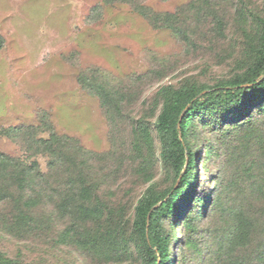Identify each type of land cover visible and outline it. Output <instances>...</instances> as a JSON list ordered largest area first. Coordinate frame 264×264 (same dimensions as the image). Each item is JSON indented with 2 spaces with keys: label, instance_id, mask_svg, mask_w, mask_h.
Masks as SVG:
<instances>
[{
  "label": "rangeland",
  "instance_id": "1",
  "mask_svg": "<svg viewBox=\"0 0 264 264\" xmlns=\"http://www.w3.org/2000/svg\"><path fill=\"white\" fill-rule=\"evenodd\" d=\"M263 19L264 0H0V152L20 165L35 162L49 177L34 213L39 228L10 237L0 227V256L12 264H146L134 208L148 187L166 191L178 182L155 132L161 91L191 87L203 101L243 75L261 46ZM227 119L218 109L191 118L185 159L198 158L200 203L187 218L193 230L164 222L171 264H238L261 244L257 233L232 250L228 211L255 210L260 219L264 212V144L243 141L264 131V111L254 113L247 134ZM52 135L60 138L53 159L40 144ZM80 155L103 214L111 208L115 216L110 249L81 239L105 229L73 209L78 187L67 167ZM3 192L9 211L20 195Z\"/></svg>",
  "mask_w": 264,
  "mask_h": 264
},
{
  "label": "trees",
  "instance_id": "2",
  "mask_svg": "<svg viewBox=\"0 0 264 264\" xmlns=\"http://www.w3.org/2000/svg\"><path fill=\"white\" fill-rule=\"evenodd\" d=\"M115 1L125 3L131 0ZM173 19L172 15L164 14L162 22L164 25L172 26ZM262 30L261 46L251 66L243 75L221 83L218 87H214V91H207L203 101H201L202 97L196 99L199 92L191 87L171 92L168 89L161 91L163 107L155 124V132L161 148L160 156L175 170L178 182L176 187L166 191H157L151 186L148 187L134 208L131 225L145 255L146 264L172 263L169 250L170 238L163 233L164 222L169 220L172 227L180 222L185 229L193 230L192 223L187 218L192 215L194 209L198 208L200 202L196 178L199 169L198 158L188 153L187 162L185 159L187 150L185 146L191 118L203 111L214 113L218 109L230 115L231 119H227L230 124H237V129L246 131L247 134L250 128L249 122L254 113L264 111V19ZM86 79L87 77H84V80ZM110 99V94L102 90L104 104H108ZM182 114L183 117L180 120ZM256 132L244 137L243 141L247 140V144L254 141L256 146L260 147L264 144V131H258L255 135ZM140 133L144 147L150 150L153 143L150 132L141 127ZM59 140V137L52 135L50 139L40 142L44 146V151L52 159L55 156L53 153L55 147L60 144ZM51 158L48 163V173L55 170ZM85 164L83 155H80V157H74L67 167L68 178L76 180L78 187L77 200L73 209L82 222L104 227L105 232L96 229L101 233L100 237H96V233L81 237L85 245L101 251L115 244L116 239L112 237L111 229L115 216L111 208H108V213L103 214V207L100 206L96 196L97 186L91 182L90 173L85 168ZM48 178L47 174L38 170L35 162L30 166L20 165L0 152V227L4 234L10 237H24L39 228L38 218L34 213L39 207V198L49 186ZM12 188L18 192L20 198L12 199L13 206L7 211L3 206L9 202V199L3 191ZM255 213V210H252V213L234 209L228 211L231 226H233L230 243L232 250L246 248L250 237L257 233H260L262 238L255 252L249 254L247 260L241 258L242 263L238 264H264V212H258L262 220L254 215ZM79 242L80 239L76 241V243ZM0 264L12 263L0 256Z\"/></svg>",
  "mask_w": 264,
  "mask_h": 264
},
{
  "label": "water",
  "instance_id": "3",
  "mask_svg": "<svg viewBox=\"0 0 264 264\" xmlns=\"http://www.w3.org/2000/svg\"><path fill=\"white\" fill-rule=\"evenodd\" d=\"M182 117H183V114L181 115L180 120L182 119Z\"/></svg>",
  "mask_w": 264,
  "mask_h": 264
}]
</instances>
